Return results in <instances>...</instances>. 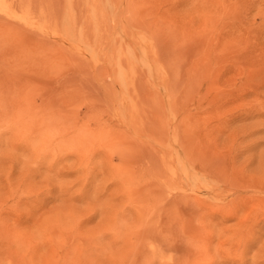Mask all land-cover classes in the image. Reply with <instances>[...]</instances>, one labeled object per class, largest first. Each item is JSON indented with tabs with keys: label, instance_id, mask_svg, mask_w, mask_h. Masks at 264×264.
<instances>
[{
	"label": "rangeland",
	"instance_id": "obj_1",
	"mask_svg": "<svg viewBox=\"0 0 264 264\" xmlns=\"http://www.w3.org/2000/svg\"><path fill=\"white\" fill-rule=\"evenodd\" d=\"M0 264H264V0H0Z\"/></svg>",
	"mask_w": 264,
	"mask_h": 264
}]
</instances>
